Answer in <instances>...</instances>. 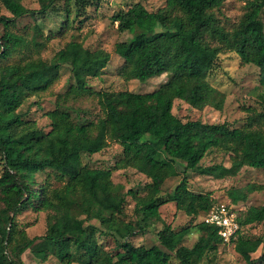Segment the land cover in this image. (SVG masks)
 Returning a JSON list of instances; mask_svg holds the SVG:
<instances>
[{
  "label": "trees",
  "instance_id": "obj_1",
  "mask_svg": "<svg viewBox=\"0 0 264 264\" xmlns=\"http://www.w3.org/2000/svg\"><path fill=\"white\" fill-rule=\"evenodd\" d=\"M59 1L37 0L38 9L29 10L24 0H0L12 15L1 16L0 23L9 27L26 16H44ZM102 1L75 0L76 17ZM224 3L166 0V8L157 14L140 4L116 14L113 19L124 22L123 28L133 34L129 42L115 46V53L125 61L121 76L126 81L148 80L167 73L169 79L150 94L99 92L102 116L97 121L75 120L64 104L92 93L90 80L100 78L111 61L105 50H91L71 41L44 67L36 68L33 62L21 65L15 81L0 83V264H25L22 257L27 251L41 263L54 256L60 264H171L191 228L177 232L165 224L157 233L164 251L135 246L130 239L159 220L160 208L167 203H175L178 211L193 219L211 210L215 203L210 195L191 191L189 172L223 180L236 177L244 168L264 169V113L252 116L247 128H233L227 123L184 122L173 112L176 100L199 111L207 107L223 110L225 95L208 80L218 65V55L203 50L186 32L190 16L218 11ZM263 13L264 0L251 1L232 35V44L242 65L260 70L264 106V49L254 41ZM66 14L69 23L68 4ZM36 32L42 35L39 27ZM8 53L0 42V58H7ZM63 66L70 68L74 84L58 100L57 108L46 114L52 129L45 133L35 121L25 119L22 108L29 98L48 91L58 81ZM62 133L71 145L67 153H62L55 137ZM112 142L123 149V158L114 170L133 169L145 176L158 187L154 195L124 194L112 180L113 170L84 165V155L101 153ZM213 151L226 154L230 166L203 165ZM174 179L180 181L168 199L162 200L159 194ZM255 189L248 186L247 192L231 191L232 204L246 202ZM127 195L136 202L135 222L126 220ZM29 210L53 214L56 234L29 238L17 221L18 214ZM237 220L240 231L229 244L245 264H256L252 255L263 242L245 239L241 231L264 223V207H251ZM197 227L202 236L182 264H198L203 256L227 244L215 228L204 223ZM99 236L113 238L118 252L106 250Z\"/></svg>",
  "mask_w": 264,
  "mask_h": 264
},
{
  "label": "rangeland",
  "instance_id": "obj_2",
  "mask_svg": "<svg viewBox=\"0 0 264 264\" xmlns=\"http://www.w3.org/2000/svg\"><path fill=\"white\" fill-rule=\"evenodd\" d=\"M253 0H225L224 6L213 12H199L188 18V31L190 36L206 52L218 55V65L209 74L210 83L225 95L223 110L218 111L207 107L199 111L187 103L176 100L174 114L184 122L202 121L208 124L227 123L233 128H247L250 118L264 113L259 89L260 70L253 65H242L234 52L232 35L242 16ZM29 10L38 9L37 0H24ZM67 4L71 10V17L67 23ZM140 4L149 12L157 14L166 8V0H103L98 6L86 10L82 17H76L75 0H60L56 7L48 14L35 18L26 16L15 20L9 27L0 23V42L8 50L7 58H0V83L13 82L17 76L18 67L27 63H35L34 67L42 68L55 57L59 50L71 41H78L91 50L102 49L111 55V61L98 79L90 80L92 93L80 98H70L64 108L68 109L77 121H97L102 116L98 104V93L130 91L138 94H150L157 91L169 79L167 73L148 80L126 81L120 74L125 61L115 53L118 43L129 42L133 34L124 29V22L116 21L113 17L128 6ZM12 18L0 3V17ZM68 24V25H67ZM36 27L42 31L38 35ZM161 29H159L160 31ZM34 41L38 42L35 46ZM254 41L264 49V13L261 24L254 35ZM74 84L70 68L63 66L60 69L58 81L46 92L28 99L24 105L23 113L26 120L35 121L45 133L51 131V121L46 116L57 108L58 100H63L69 88ZM56 140L62 151L67 153L71 149L65 133L57 134ZM123 158V149L118 143L112 142L101 153L93 156L84 155L83 163L90 168L113 170V182L121 187L122 192H133L137 196H152L158 189L149 179L133 169L114 170L117 162ZM224 164L230 166L229 157L218 151L207 155L203 165L212 166ZM3 165L0 159V175ZM43 178L40 177V181ZM180 179L170 180L159 194L162 200H167L174 191ZM188 184L196 194L210 195L215 205H226L231 208L237 217L243 216L251 207H264V169L244 168L236 177L217 180L209 176H200L189 172ZM248 186H255V191L248 194L246 202L232 204L229 197L231 191L247 192ZM127 221L137 220L134 213L136 202L131 195H127ZM204 216L193 219L184 212L178 211L176 204L167 203L160 208V219L153 222L144 233L137 234L130 241L135 246L147 248L159 247L157 233L165 224L173 230L181 231L191 228L190 234L184 239L183 248L177 255L173 254L171 264H182V260L189 257V251L199 242L202 236L197 225L203 223ZM19 229L25 231L29 238L55 235L57 229L54 225L53 214L50 212L35 213L24 211L17 216ZM241 237L250 240H262L259 250L252 255L256 264H264V223L246 226L241 231ZM99 242L109 252L116 254V242L113 238L99 236ZM178 256V257H177ZM25 264H60L54 257L46 263H41L32 252L23 255ZM198 264H245L241 256L235 251L233 244L219 245L217 252L203 256Z\"/></svg>",
  "mask_w": 264,
  "mask_h": 264
},
{
  "label": "built area",
  "instance_id": "obj_3",
  "mask_svg": "<svg viewBox=\"0 0 264 264\" xmlns=\"http://www.w3.org/2000/svg\"><path fill=\"white\" fill-rule=\"evenodd\" d=\"M203 223L215 228L218 236L227 244L238 237L240 224L235 212L226 205H214L204 216Z\"/></svg>",
  "mask_w": 264,
  "mask_h": 264
}]
</instances>
